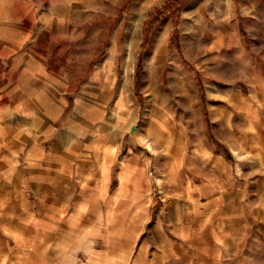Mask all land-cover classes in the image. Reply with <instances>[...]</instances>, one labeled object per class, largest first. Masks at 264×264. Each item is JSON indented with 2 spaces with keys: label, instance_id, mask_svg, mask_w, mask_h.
<instances>
[{
  "label": "rangeland",
  "instance_id": "1",
  "mask_svg": "<svg viewBox=\"0 0 264 264\" xmlns=\"http://www.w3.org/2000/svg\"><path fill=\"white\" fill-rule=\"evenodd\" d=\"M52 9L75 18V41L58 43L76 46L85 79L112 61L107 99H133L136 134L157 160L179 162L189 185L215 186L191 194L158 181L157 235L172 236L171 264H264V52L253 41L264 0H54ZM98 87L78 84L77 97L99 99Z\"/></svg>",
  "mask_w": 264,
  "mask_h": 264
},
{
  "label": "crops",
  "instance_id": "2",
  "mask_svg": "<svg viewBox=\"0 0 264 264\" xmlns=\"http://www.w3.org/2000/svg\"><path fill=\"white\" fill-rule=\"evenodd\" d=\"M53 1L0 0L4 263L171 264L172 236L167 227L157 235L161 224L152 192L162 187L158 181L173 188L175 179L178 190L191 187V194L212 193L215 186L189 185L179 162L157 160L136 134L131 97L127 105L116 92L108 102L103 86L110 59L94 65L85 79L76 46L58 43L75 41V18L56 17ZM263 13L254 12L261 20L253 41L264 52ZM86 16L92 21V13ZM85 82L99 86V99L77 97L78 84ZM260 92L264 117V85ZM176 175L182 176L178 182Z\"/></svg>",
  "mask_w": 264,
  "mask_h": 264
}]
</instances>
